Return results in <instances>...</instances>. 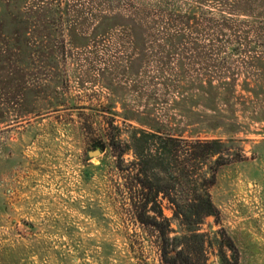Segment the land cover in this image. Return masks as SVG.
I'll use <instances>...</instances> for the list:
<instances>
[{"label":"rangeland","instance_id":"obj_1","mask_svg":"<svg viewBox=\"0 0 264 264\" xmlns=\"http://www.w3.org/2000/svg\"><path fill=\"white\" fill-rule=\"evenodd\" d=\"M32 4L0 0V264H167L140 211L179 264H264V36L225 64L174 71L139 52L130 23L101 27L84 8L60 49ZM164 136L221 143L176 160ZM217 157L215 216L202 200Z\"/></svg>","mask_w":264,"mask_h":264},{"label":"trees","instance_id":"obj_2","mask_svg":"<svg viewBox=\"0 0 264 264\" xmlns=\"http://www.w3.org/2000/svg\"><path fill=\"white\" fill-rule=\"evenodd\" d=\"M244 1L248 2L249 7L247 6V12L244 10L248 18L243 19L238 15L240 12L238 5L242 2L240 0H215L213 4L211 2L207 4V0H189L188 2L191 3L186 4L187 7L182 6L183 0H32L34 2L32 6L37 9L42 8L43 18L48 19L46 25L62 33L63 39L60 42L63 46H60V49H64L69 32L75 28L74 26L83 24V21L87 20L81 11L84 8L86 14L93 15L100 22L101 27L104 24H109L110 28L115 25L113 22H108V19L122 18L130 23V27H122V32L137 39L139 52L152 50L150 56L157 66H175L174 71H177V64L180 65L185 60H188L186 63L189 66L201 65V69L225 64V58L218 57L229 52L230 49L244 50V47L248 46L243 43V40L251 41L249 38L251 35L256 47L263 45L259 39L264 36V0ZM204 3L211 8H205ZM108 9L113 12L105 13L104 10ZM92 11H94L93 14ZM12 32L16 35L20 29H14ZM145 38L148 44H145ZM182 51L186 53L180 55ZM188 52L190 56H187ZM157 53L160 54L156 55ZM163 140L164 143L174 147L176 160L179 157L178 153L187 157L193 151L195 157L201 159V162L212 156L221 143L216 139L190 141L171 136H164ZM119 143L115 137L110 140L112 147H119ZM122 153L121 150L117 154L119 159ZM225 162L226 160L222 157L215 158L211 175L203 178L206 196L202 203L206 211L215 216H217V209L209 199L207 187L214 183L218 166ZM149 201L146 198L142 206L146 207ZM137 218L159 231L162 259L167 264H179L183 254L177 251L174 256H169L167 248L169 238L163 224L156 217L148 216L142 211L137 214ZM231 248L234 249L232 245Z\"/></svg>","mask_w":264,"mask_h":264},{"label":"water","instance_id":"obj_3","mask_svg":"<svg viewBox=\"0 0 264 264\" xmlns=\"http://www.w3.org/2000/svg\"><path fill=\"white\" fill-rule=\"evenodd\" d=\"M96 152H99V150L91 151L89 154H90V155H93V154H95Z\"/></svg>","mask_w":264,"mask_h":264}]
</instances>
